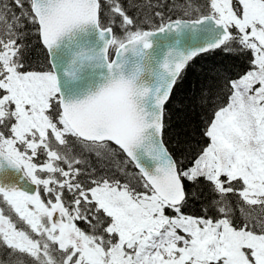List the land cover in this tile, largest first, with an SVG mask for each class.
<instances>
[{
	"label": "snow or ice",
	"instance_id": "6c2138e0",
	"mask_svg": "<svg viewBox=\"0 0 264 264\" xmlns=\"http://www.w3.org/2000/svg\"><path fill=\"white\" fill-rule=\"evenodd\" d=\"M0 264H264V0H0Z\"/></svg>",
	"mask_w": 264,
	"mask_h": 264
},
{
	"label": "trees",
	"instance_id": "16d2710c",
	"mask_svg": "<svg viewBox=\"0 0 264 264\" xmlns=\"http://www.w3.org/2000/svg\"><path fill=\"white\" fill-rule=\"evenodd\" d=\"M204 62H206V61H203L202 63H204ZM192 79H193V77H189V83H191ZM182 95H183V93H182Z\"/></svg>",
	"mask_w": 264,
	"mask_h": 264
}]
</instances>
